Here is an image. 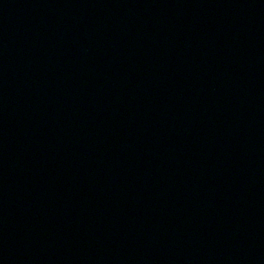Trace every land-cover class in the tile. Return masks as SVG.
Returning <instances> with one entry per match:
<instances>
[{
	"label": "water",
	"instance_id": "water-1",
	"mask_svg": "<svg viewBox=\"0 0 264 264\" xmlns=\"http://www.w3.org/2000/svg\"><path fill=\"white\" fill-rule=\"evenodd\" d=\"M0 264H264V0H0Z\"/></svg>",
	"mask_w": 264,
	"mask_h": 264
}]
</instances>
